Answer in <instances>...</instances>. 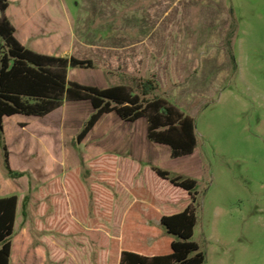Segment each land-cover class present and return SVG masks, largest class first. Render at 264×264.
Returning <instances> with one entry per match:
<instances>
[{
    "label": "rangeland",
    "instance_id": "374dc122",
    "mask_svg": "<svg viewBox=\"0 0 264 264\" xmlns=\"http://www.w3.org/2000/svg\"><path fill=\"white\" fill-rule=\"evenodd\" d=\"M77 2L90 7L89 0H69V7L79 8ZM108 11V47H122L130 59L73 67L69 78L100 88L128 85L139 94L141 84L153 80L157 88L147 98L163 97L192 116L198 145L193 154L172 158L169 145L148 139L146 118L130 122L116 112L79 142L94 112L89 100L65 101L48 116L29 117L28 127L25 116L7 118L11 165L26 170L21 178L8 177L0 145V195L19 196L11 264H119L126 248H167L174 237L161 216L190 199L149 175L151 166L197 180L192 239L206 255L204 264H264V0H125L123 8ZM57 158L66 173L43 182L52 174L42 169ZM113 161L114 172L105 175ZM134 163L142 171L135 173ZM70 171L78 172L83 216L93 226L74 215L68 196L72 224L61 217L58 188L67 194Z\"/></svg>",
    "mask_w": 264,
    "mask_h": 264
},
{
    "label": "trees",
    "instance_id": "16d2710c",
    "mask_svg": "<svg viewBox=\"0 0 264 264\" xmlns=\"http://www.w3.org/2000/svg\"><path fill=\"white\" fill-rule=\"evenodd\" d=\"M8 3V0H0V145L4 149L8 177L21 178L26 172L15 170L11 166L10 152L5 140L4 118L15 114L43 117L60 108L65 101L89 100L94 108V112L77 135L79 142L88 136L104 114L116 112L125 121L134 122L146 117L149 139L155 143L169 145L172 158L195 152L198 138L194 118L163 97L148 99L147 96L157 88L153 80H146L141 84L142 94L134 92L128 85L100 88L71 81L68 77L69 68L90 69L95 67V63L75 56L41 54L26 48L16 38L15 27L5 14ZM115 167L114 161L106 165L104 174L114 172ZM152 170L158 177L187 192L190 201L182 210L167 212L161 216L162 225L167 233L174 237L170 252L150 255L124 249L119 264L206 263L205 253L192 239L198 223L197 180L171 176L169 171L159 167H153ZM57 184L58 178L50 182L51 186ZM65 184L67 194H64L58 185L62 204L61 217L69 226V207L66 200L68 196L74 215L80 217L87 227L93 226L94 224L83 216L86 194L83 185L78 181V172H68ZM27 199L26 197L25 202ZM18 209V195L0 198V264H11L12 237L15 233ZM78 229L82 231V228Z\"/></svg>",
    "mask_w": 264,
    "mask_h": 264
},
{
    "label": "crops",
    "instance_id": "0c3cea01",
    "mask_svg": "<svg viewBox=\"0 0 264 264\" xmlns=\"http://www.w3.org/2000/svg\"><path fill=\"white\" fill-rule=\"evenodd\" d=\"M89 1H90L88 2L90 6L89 8H81L82 5L79 2L76 3V5L79 8H70L69 0H8L9 3L5 11V14L10 20V22L13 24V26L15 27L16 38L26 48L31 49L35 52L41 54L59 56V57H71V56L77 57V54H79L80 52L82 53L85 52L83 53L84 57L80 59L92 60L94 63L97 61H102V62L111 61V62L119 63L120 61L124 64L126 61L130 59L128 53L125 52L120 53L118 49H123L122 47L119 48L108 47L107 31H108V20H109L108 8L110 7L123 8L125 0H89ZM132 2L134 4L135 0H132ZM149 11L154 13L156 12V8L153 9L150 8ZM133 45H136V43H134ZM88 54H90V56H88ZM69 76H70V68L68 72V77ZM71 102H79V101H71ZM64 104L60 108L49 113L48 115L54 113L59 109H62ZM16 115H22V114H15L12 116H16ZM12 116H6L4 118V123L7 118ZM22 116L26 117V121L22 123L23 127H28L30 125V122L28 121L29 117H38V116H27V115H22ZM142 118H146V117H142ZM146 125H147V137H148L147 118H146ZM135 135L138 136L137 134H133L131 137L132 141L136 139ZM67 151L65 152L64 156H66V154L69 153V151L68 152ZM61 161H62L61 159L57 158L54 160V163L52 165H49L47 168L42 169V172L41 170L38 171L37 174L33 172L34 177H36V179H41V177L39 176L40 172L43 174L44 173L52 174L49 175L47 178L45 177L44 181L42 178V181L46 182L47 181L46 179L51 180L56 176H60L62 173H63L62 175H64L67 170L61 164ZM131 167L137 169V171L134 170L135 173L137 172L139 173V171L141 170V166L139 164H135V163L134 165L131 164ZM153 167L155 166L147 167L146 172H148V174L151 175L152 177H156L158 179V176L152 170ZM19 171L25 172L26 170H19ZM12 195H17V194H10L9 196ZM0 198L3 197L0 195ZM161 198L162 200L166 201L165 199H167V195H161ZM171 242L169 243V246H167V248H165L164 250H158L144 254L153 255V254L168 253L171 251L170 248ZM126 249L141 252L138 249H131V248H126Z\"/></svg>",
    "mask_w": 264,
    "mask_h": 264
}]
</instances>
